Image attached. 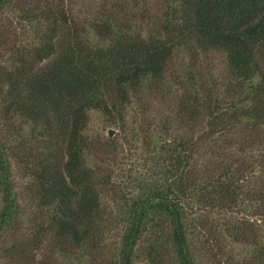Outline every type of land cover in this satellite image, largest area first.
Instances as JSON below:
<instances>
[{
	"label": "trees",
	"instance_id": "16d2710c",
	"mask_svg": "<svg viewBox=\"0 0 264 264\" xmlns=\"http://www.w3.org/2000/svg\"><path fill=\"white\" fill-rule=\"evenodd\" d=\"M81 5L0 0L19 25L1 36L0 251L30 257L21 169L47 215L34 247L53 236L78 264H264V0ZM211 54L230 79L204 77Z\"/></svg>",
	"mask_w": 264,
	"mask_h": 264
},
{
	"label": "rangeland",
	"instance_id": "374dc122",
	"mask_svg": "<svg viewBox=\"0 0 264 264\" xmlns=\"http://www.w3.org/2000/svg\"><path fill=\"white\" fill-rule=\"evenodd\" d=\"M155 1L157 0H152V3H154ZM81 2L82 0H75V7L77 11L86 10V8L81 5ZM85 3L89 5V1ZM18 26V24L14 23L12 25L7 20L0 17V55H2L6 51V48L3 45L4 40H2V38H4L6 35H9L7 37V41L9 42V45L13 43V41H15V33H17ZM205 59H208V61H205ZM173 67L174 70L179 69V64L177 61L175 62ZM199 69L203 71L204 77H206V79H210L211 82L217 81L218 83H223L224 80L230 79L229 71L225 65V57L222 54H211L208 57H202L199 61ZM165 109H168L167 106H165ZM111 129L115 131L114 136L119 135V130L117 128ZM108 131L104 133V136H109ZM180 133H185L187 136L190 135L187 132V129ZM137 151L138 154H140L141 151ZM128 153L129 152L127 151H124L123 154L121 153L120 160L118 161V165L119 163L123 162L122 167L126 168L124 169L126 172H128L129 170V164L127 159L125 158ZM129 155H132V152H130ZM14 173L15 182L17 184V190L19 191L18 193L20 196V207L23 220V228L17 231L16 234L17 238L20 241L19 243H24L26 245L25 247H28V252L30 254L31 259L30 257H27L25 263H23V261L17 262L16 259L12 260V257L7 252H5V248H3V252H1L2 250L0 251V264H78L76 263V261H72L73 259H68L66 255L61 254L59 250L55 249L54 244L56 243V240L53 236H49L48 239L45 240L44 244H41L39 247H34L33 245H31V242L35 237L38 228H41V225H45L47 223V215H45L40 208L38 209L33 192L26 185L25 173L22 172L21 169H15ZM117 176L118 178H121L124 176V174L122 173V171H120L119 173H117ZM109 211H112V213L110 214L111 217H114L116 215V213L114 212L115 209L113 207H110ZM252 221H255V218H253ZM11 238L17 241L15 235L14 237L11 236ZM1 247L2 245L0 246V249ZM109 253L110 252L107 250L105 254ZM96 257H101V255H96ZM97 260L98 261H95L94 264H102V258H98Z\"/></svg>",
	"mask_w": 264,
	"mask_h": 264
},
{
	"label": "water",
	"instance_id": "95a60500",
	"mask_svg": "<svg viewBox=\"0 0 264 264\" xmlns=\"http://www.w3.org/2000/svg\"><path fill=\"white\" fill-rule=\"evenodd\" d=\"M114 132H115V131L111 129V130L109 131V136H110V137H113V136H114Z\"/></svg>",
	"mask_w": 264,
	"mask_h": 264
}]
</instances>
